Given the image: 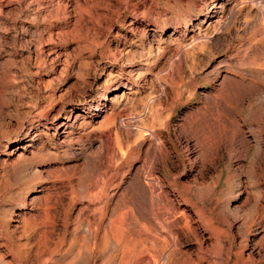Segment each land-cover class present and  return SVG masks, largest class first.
Wrapping results in <instances>:
<instances>
[{"label":"rangeland","instance_id":"1","mask_svg":"<svg viewBox=\"0 0 264 264\" xmlns=\"http://www.w3.org/2000/svg\"><path fill=\"white\" fill-rule=\"evenodd\" d=\"M263 37L264 0H0V264H264V95L199 135Z\"/></svg>","mask_w":264,"mask_h":264},{"label":"bare ground","instance_id":"2","mask_svg":"<svg viewBox=\"0 0 264 264\" xmlns=\"http://www.w3.org/2000/svg\"><path fill=\"white\" fill-rule=\"evenodd\" d=\"M247 66L249 68V71L253 74V76L255 78L264 81V37L258 42V47H256L252 51V54L249 57V60L247 62ZM232 85H234V87H241L242 94L238 98V100L234 103V108L230 107L229 104L227 103V101H224V103L226 104V105L225 104L224 105L227 107L226 111L224 108V111H225V113L227 112V116L222 117V119L220 118L218 121L220 123L219 128H222V129L215 130L211 124H208V125H206L205 129L203 130L204 131L203 135L199 134L200 137L204 140V142L202 143L203 146L205 144V146L202 147V153L203 154H207L210 156L214 155V154H219L221 152L222 146H224L225 148H234L237 144L238 139H242L245 141L247 140L245 133L240 129L241 127L238 126L239 122L237 123L238 110H242L244 108L249 107V105H250L249 98L251 96L262 97V95H264V86H263V84L261 85L260 83H256V82H244L243 80H234L233 79L232 81H230V83L227 86L226 85L222 86L224 91H225L226 98H228V100L231 98V94H232V91L234 89V88H232ZM222 115L224 116V114H222ZM198 126L200 127L201 125H198ZM216 136H217L218 140H215ZM163 219H165V218H163ZM164 222H165V220H164ZM144 230L146 231L147 229H144ZM147 234H148V231H147L146 235ZM146 235H145V237L143 236L144 242L147 241V240L145 241ZM147 236H148L147 237V239H148L149 235H147ZM150 236H151V238H150L151 240L149 243L151 244V242L154 241L153 242L154 244L153 243H152V245L149 244V246H154V245L157 246V243H158L157 240L153 238V235H150ZM149 246H148V248H149ZM154 249H155V246H154ZM141 250L140 251L144 255H146V254L149 255L148 254L149 252L147 251V246L144 245V247H142ZM143 263H144V261H143ZM144 264H148V262H145Z\"/></svg>","mask_w":264,"mask_h":264}]
</instances>
